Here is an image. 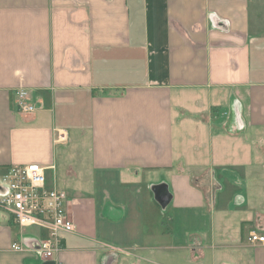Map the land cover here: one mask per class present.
<instances>
[{
    "label": "crops",
    "instance_id": "0c3cea01",
    "mask_svg": "<svg viewBox=\"0 0 264 264\" xmlns=\"http://www.w3.org/2000/svg\"><path fill=\"white\" fill-rule=\"evenodd\" d=\"M30 163L75 230L44 258L0 207V264H264V0H0V176Z\"/></svg>",
    "mask_w": 264,
    "mask_h": 264
},
{
    "label": "built area",
    "instance_id": "2783aa9c",
    "mask_svg": "<svg viewBox=\"0 0 264 264\" xmlns=\"http://www.w3.org/2000/svg\"><path fill=\"white\" fill-rule=\"evenodd\" d=\"M15 94L19 112L35 111L28 89L19 88ZM54 168L38 163L15 164L0 176V207L22 228L33 226L47 232L38 248L44 258L54 257L62 249L63 234L75 230L67 192L49 184L47 171ZM248 240L254 244L264 243V235L257 229L252 230ZM12 249L24 251L26 247L15 242Z\"/></svg>",
    "mask_w": 264,
    "mask_h": 264
},
{
    "label": "rangeland",
    "instance_id": "374dc122",
    "mask_svg": "<svg viewBox=\"0 0 264 264\" xmlns=\"http://www.w3.org/2000/svg\"><path fill=\"white\" fill-rule=\"evenodd\" d=\"M261 155H262V153L259 152L258 157L260 158ZM47 176H48V179L51 177V171H49V170L47 171ZM205 224H206V222H205ZM168 225H170V223ZM187 227L191 228L190 225H188V224H187ZM42 232H44V231L42 230Z\"/></svg>",
    "mask_w": 264,
    "mask_h": 264
}]
</instances>
